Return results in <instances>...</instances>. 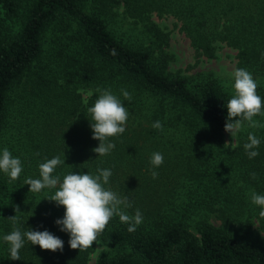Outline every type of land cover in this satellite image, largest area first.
Instances as JSON below:
<instances>
[{"label":"trees","instance_id":"trees-1","mask_svg":"<svg viewBox=\"0 0 264 264\" xmlns=\"http://www.w3.org/2000/svg\"><path fill=\"white\" fill-rule=\"evenodd\" d=\"M19 10L17 29H6L2 14ZM154 17H170L198 57L234 50L235 70L253 75L264 101V0H0V155L7 148L23 167L15 181L0 171V214L55 207L62 219L65 209L47 200L59 186L29 192L24 183L61 156L53 173L61 181L110 169L104 187L127 197L128 215H143L132 233L114 216L98 240L122 251L91 264H264V217L251 202L252 192L264 195V127L245 124L226 140L233 87L213 72L170 73L168 32ZM97 89H110L129 113L103 157L92 151L99 141L87 111ZM254 119L264 124V116ZM157 120L163 131L152 127ZM249 133L261 141L253 159L244 149ZM155 152L164 157L159 168L150 163ZM11 228L26 231L17 222ZM49 230L62 252L37 250L25 238L19 261L7 243L9 264H88L94 244L73 250L68 233Z\"/></svg>","mask_w":264,"mask_h":264},{"label":"clouds","instance_id":"clouds-1","mask_svg":"<svg viewBox=\"0 0 264 264\" xmlns=\"http://www.w3.org/2000/svg\"><path fill=\"white\" fill-rule=\"evenodd\" d=\"M232 77L234 78L232 85L234 95L227 103L225 131L233 137L245 124L250 128L264 127V124L254 119L257 116H264V101L257 94L258 84L249 71L238 68L234 70ZM96 91L99 92V96L87 111L92 117L90 124L93 132L92 139L99 141L98 147L92 151L97 156L103 157L115 148L110 138L119 137L126 131L129 113L110 89H97ZM122 95L126 100L131 101L132 97L128 91L122 90ZM152 127L163 131V124L159 120L155 121ZM248 141L244 144V149L248 158L253 159L259 155L256 149L261 141L253 133L248 134ZM163 162L162 153L152 154L150 163L153 168H159ZM64 163L65 159L61 156L46 160L39 165L40 178H27L24 183L30 186L29 192H40L45 188L55 189L59 186L54 195L47 200L65 209L63 218L57 219L55 224L60 231L69 234L68 243L71 249L85 251L92 248L93 244L100 245L98 238L114 216H118L121 223L129 225L128 232L136 231L137 226L143 221V215L138 209L135 215H128L121 208L122 205L124 208L132 207L127 197L122 198L104 187L112 176L110 169H97L99 174L95 176L89 173L71 172L66 174L61 181V178L53 173L58 166ZM0 171L8 175L12 181L17 180L23 171L21 160L13 157L7 148H4L0 155ZM151 174L153 179L158 177L156 171H152ZM255 176L256 174L253 173L252 177L255 178ZM251 202L261 207L260 216L264 217V195L252 192ZM15 211L20 212L18 206ZM8 219L15 224L17 216ZM25 238L42 250L63 251L64 242L47 230L39 231L28 228L27 231L21 232L19 228H14L9 234L3 236V240L10 245L11 260H20L19 252L24 247Z\"/></svg>","mask_w":264,"mask_h":264},{"label":"rangeland","instance_id":"rangeland-1","mask_svg":"<svg viewBox=\"0 0 264 264\" xmlns=\"http://www.w3.org/2000/svg\"><path fill=\"white\" fill-rule=\"evenodd\" d=\"M114 10L118 14L117 18L122 15L121 2L117 4ZM22 14V10H19L17 15L11 18H7L2 14L1 22L6 29L14 31L20 23ZM154 20L159 23V26L163 31L168 32L169 51L172 54L167 66L170 73L190 76L196 72H213V74L224 83L231 84V86L234 84V78L232 77V73L235 70L234 50L229 47H221L218 49L215 58H205L202 56L198 57L194 54V50L190 47L188 39L178 30L177 26L172 24L173 20L170 17H163L160 19L154 17ZM231 137L230 133L225 132L226 140ZM12 211H14V209L10 210L8 213L0 214V264H9L6 259V253L4 252L7 242L3 240V236L10 233L14 229L11 228L12 230L10 231L9 229L6 230L9 225H13L14 223L8 218L16 215V222L23 225L26 231L28 228H31L32 230L39 231L47 230L50 233V226H56L55 221L60 219V211H58L55 207H42L34 211L28 210L17 213ZM99 243L100 245L94 244L93 250L88 258V264L93 263L99 256L112 255L116 252L122 251L121 248L109 246L101 241H99ZM37 250H40V247H38Z\"/></svg>","mask_w":264,"mask_h":264}]
</instances>
